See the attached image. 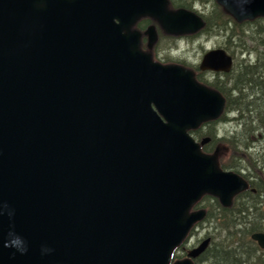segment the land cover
<instances>
[{
  "label": "water",
  "instance_id": "water-1",
  "mask_svg": "<svg viewBox=\"0 0 264 264\" xmlns=\"http://www.w3.org/2000/svg\"><path fill=\"white\" fill-rule=\"evenodd\" d=\"M216 1L238 22L264 16V0ZM144 16L172 35L204 26L168 0H0V264H170L206 216L192 206L246 188L189 133L225 99L142 51ZM233 63L218 48L199 69Z\"/></svg>",
  "mask_w": 264,
  "mask_h": 264
},
{
  "label": "trees",
  "instance_id": "trees-1",
  "mask_svg": "<svg viewBox=\"0 0 264 264\" xmlns=\"http://www.w3.org/2000/svg\"><path fill=\"white\" fill-rule=\"evenodd\" d=\"M168 7L175 11L185 9L194 12L204 21V26L200 31L192 34L179 35L178 37H193L200 34H211L219 29L223 31L222 35L226 34V39L223 43L224 46L222 47L234 59L232 70L229 73H218L216 80L211 83L202 82L201 75H197L195 69L180 65L192 71L196 79L202 84L219 92L225 98V109L218 119L206 120L202 122L197 129L189 131L192 136L195 135L194 138L199 142L202 141L204 137L208 136L211 138V141L207 145L202 146V152L207 154L209 150H214L215 142L217 141V139H215V136H217L215 126L228 121V113L238 114L241 119H247L249 114L253 112L251 114L254 118H264V16L238 22L236 18L226 11L216 0H168ZM200 7L202 8L201 11L198 10ZM136 26L138 31L145 34L151 26H154L158 30L160 29L157 20L151 17L141 18L135 27ZM145 36L146 35L143 37ZM143 45L146 47L148 46V38L146 39V45L145 42H142V48ZM151 53L153 54V52ZM243 53H246V55L255 53L256 57L254 63L241 60L240 55ZM155 60L159 61L157 56H155ZM220 77H224L225 79L221 80ZM251 122H255V120ZM223 141H225V139L220 140L221 143H224ZM225 146H227L228 149L231 148L229 139H227ZM246 191L245 189L240 195L237 194L238 196H236L239 197ZM245 199L247 198L245 197ZM208 201L213 202V204L210 205L211 207L206 205V203H209ZM199 209L206 211V216L202 222H206L212 217L215 218V230L225 233L224 240L227 239L225 245H216V243L211 241L208 250L199 258L202 263L264 264V259L262 257L264 254H257L256 250L259 249V247L252 240V234H254L256 230L246 229L244 226L240 227V229L237 227V224H241V222H237V220L239 218L246 219L248 216V211L247 208L245 209L244 204L237 205V203H231L229 206H224L217 196L208 193L204 194L200 200L192 206L190 212ZM197 225H195L194 228ZM193 231L194 229L192 232ZM237 236H239L238 239L236 238ZM186 243L187 240L175 250L173 259H175L174 257L178 250L183 248ZM261 252L264 253V251Z\"/></svg>",
  "mask_w": 264,
  "mask_h": 264
},
{
  "label": "rangeland",
  "instance_id": "rangeland-1",
  "mask_svg": "<svg viewBox=\"0 0 264 264\" xmlns=\"http://www.w3.org/2000/svg\"><path fill=\"white\" fill-rule=\"evenodd\" d=\"M169 10H171V9H169ZM198 10L201 11L202 8L200 7ZM171 11H175V10H171ZM137 22L135 23V25L137 24ZM158 24H159V22H158ZM159 27L161 30L160 29L158 30L154 27L157 38H156V41L153 44L152 48H150L149 46L146 47L143 45V48L145 50H147L148 52H153L154 58H155V56H157V58L159 59L158 62L163 63L164 65H171V64H173V65L177 64V65H183V66L185 65L188 68L195 69L197 71L196 74L201 75V81L204 83L205 82L211 83V82L216 80L218 73H213L210 71L201 72L199 70V66H200L202 58L206 52H208L209 50H212V49H218V48L223 49L222 46H224L223 43H224V40L226 39V34L222 35L223 31L217 29L216 30L217 32L215 31L211 34H200V35L193 36V37H189V36L188 37H185V36L184 37H178L179 35L171 36L168 33H166V31L162 28V26L160 24H159ZM136 28H137V26L135 27L133 25L130 30L131 31H137ZM175 37H177V38H175ZM147 38H148V35L146 34V36L143 37V43L145 42V45H146V39ZM255 57H256L255 53H251V55H248V54L246 55V53H243L240 55L241 60L247 61L250 63H254ZM237 60L239 61L238 58H237ZM233 61H234V59H233ZM220 79L224 80L225 78L220 77ZM234 115L235 114H233L231 112L228 113L227 114L228 121L217 124L215 126V129H216L215 131H216V135H217V136H215V139L218 137L225 139V141H223L224 143L220 144L221 146L219 147V151L222 152L220 157L222 156V159L225 161L230 159V157H227L229 155L230 151L227 148V146H225V144H226L227 139H229V137L231 136V132H233V130H234V124L232 122ZM206 138H208V136L204 137L202 139V141L205 140ZM207 144H208V142L205 145H207ZM218 146H219V143L216 141L215 146H214V150H209L207 152V154L214 155V152ZM217 157H218V155H217ZM240 193L238 195H240ZM237 196H235V197H237ZM208 202L209 203H206V205L211 207L210 205L213 204V202L212 201H208ZM202 205L204 206L203 203H202ZM199 210H202V209H199ZM215 227H216V223H215V218H213V217L210 218L209 220H207L206 222H201L200 224H198L194 228V231L191 233V235H190L189 239L187 240V243L185 244V246H183V248L178 250L177 254L174 257L175 259H173L172 263H174L176 261L184 260L186 258V254H187L188 250H190L194 247H197L207 237H210L211 241L216 243V245H221V244L225 245L227 243V239L224 240L225 233H221V231L220 232L216 231ZM238 229H240V228H238ZM236 238L238 239L239 236H237ZM256 251H257L258 255L264 254L263 252H261L264 250H262L260 248L257 249ZM262 257H264V255ZM195 264H206V263H202L198 258L197 260H195Z\"/></svg>",
  "mask_w": 264,
  "mask_h": 264
},
{
  "label": "flooded vegetation",
  "instance_id": "flooded-vegetation-1",
  "mask_svg": "<svg viewBox=\"0 0 264 264\" xmlns=\"http://www.w3.org/2000/svg\"><path fill=\"white\" fill-rule=\"evenodd\" d=\"M251 113L247 119H241L235 114L233 121L231 120L234 130L229 138L231 148L227 157L230 159L225 161L220 157L221 137L216 138L219 146L215 154L218 155L219 168L222 171L236 174L246 183L247 191L239 197H235L237 194L233 196L231 203L244 204L248 211L246 219L237 220L241 222L237 227L254 229L256 234L264 233V118L256 119ZM252 120L255 122H251Z\"/></svg>",
  "mask_w": 264,
  "mask_h": 264
},
{
  "label": "bare ground",
  "instance_id": "bare-ground-1",
  "mask_svg": "<svg viewBox=\"0 0 264 264\" xmlns=\"http://www.w3.org/2000/svg\"><path fill=\"white\" fill-rule=\"evenodd\" d=\"M196 79V78H195ZM197 80V79H196ZM198 81V80H197ZM200 84H202L200 81H198ZM202 85H204V84H202ZM206 86V85H205ZM208 87V86H207ZM209 88V87H208ZM211 89V88H210ZM213 90V89H212ZM215 91V90H214Z\"/></svg>",
  "mask_w": 264,
  "mask_h": 264
}]
</instances>
